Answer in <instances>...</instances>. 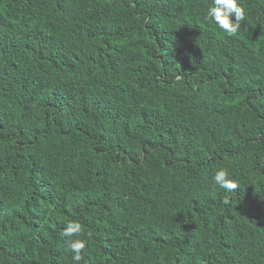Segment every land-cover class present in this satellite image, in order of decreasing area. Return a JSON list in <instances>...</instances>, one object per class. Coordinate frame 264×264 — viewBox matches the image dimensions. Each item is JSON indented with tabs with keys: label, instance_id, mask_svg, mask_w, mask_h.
I'll return each instance as SVG.
<instances>
[{
	"label": "trees",
	"instance_id": "16d2710c",
	"mask_svg": "<svg viewBox=\"0 0 264 264\" xmlns=\"http://www.w3.org/2000/svg\"><path fill=\"white\" fill-rule=\"evenodd\" d=\"M240 2L228 36L210 0H0V264H73L70 220L81 264H264V0Z\"/></svg>",
	"mask_w": 264,
	"mask_h": 264
},
{
	"label": "clouds",
	"instance_id": "9594fccd",
	"mask_svg": "<svg viewBox=\"0 0 264 264\" xmlns=\"http://www.w3.org/2000/svg\"><path fill=\"white\" fill-rule=\"evenodd\" d=\"M234 15V20L232 19ZM246 18L245 8L240 0H210L207 12L204 17L205 22L215 24L228 36H233L240 28V22ZM215 185L231 193L237 189V183L229 178L226 169H219L213 176ZM222 203L230 204V198L225 196ZM83 226L79 221L70 220L62 229V236L65 237L66 251L72 253L73 264H81L84 260L83 251L87 246V241L81 239Z\"/></svg>",
	"mask_w": 264,
	"mask_h": 264
}]
</instances>
